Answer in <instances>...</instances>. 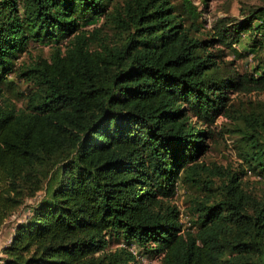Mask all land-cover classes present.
Returning <instances> with one entry per match:
<instances>
[{
  "label": "trees",
  "instance_id": "trees-1",
  "mask_svg": "<svg viewBox=\"0 0 264 264\" xmlns=\"http://www.w3.org/2000/svg\"><path fill=\"white\" fill-rule=\"evenodd\" d=\"M190 7L0 0V229L42 192L0 264H134L108 247L120 240L155 264H264V195L242 182L264 175V101L237 98L264 91V6L202 37ZM244 34H259L250 73L224 59ZM31 42L50 47L32 55ZM218 116L238 136L234 167L202 158ZM177 183L196 192L188 226Z\"/></svg>",
  "mask_w": 264,
  "mask_h": 264
},
{
  "label": "rangeland",
  "instance_id": "rangeland-1",
  "mask_svg": "<svg viewBox=\"0 0 264 264\" xmlns=\"http://www.w3.org/2000/svg\"><path fill=\"white\" fill-rule=\"evenodd\" d=\"M190 3V9L193 10L196 15L195 24L199 27V36H203V32L209 30L215 20L218 18H226V19H241L247 12V10L251 7L255 6H264V0H188ZM171 3L175 4V8L177 11L181 12V4L183 0H170ZM100 19L95 18L88 21H79L80 26L82 27H91L93 25L99 24ZM258 20L253 21V23H257ZM258 38L259 34L248 35L244 34L241 40L233 45L235 52H232L230 49H224V59L230 64V69H234L235 71L247 72L250 73L255 68V60L252 55L258 50ZM50 44H41L31 42L27 50L32 55L37 54V52H41L42 56H44ZM25 54L22 53L21 57H24ZM8 79L17 81L14 74H9ZM27 89L26 83H20L17 87V91L19 95L15 97L13 100L17 106H20L23 102L22 95H24ZM239 99H241V107L244 109H248L249 106L245 103L247 100L252 101H264V91L261 92H253L248 95H238ZM236 98V99H237ZM236 99L234 102H236ZM247 99V100H246ZM232 124L228 119L224 116H218L213 125L211 126L210 138L207 140L208 148L204 155L202 156L205 162H213L215 164H220L222 166L230 165L234 167L236 163L240 162V159L236 154V146L238 145V136L234 133H230L227 131L231 128ZM242 182L244 187L254 191L256 194L264 195V175H256V173H245L242 175ZM194 191L192 189L187 188L181 183H177L176 192L174 196L171 198V202L174 203L179 210V220L184 224V226H188V200L191 195H193ZM42 197V192L38 191L30 198L25 199L23 204L16 208L12 215L6 219V223L4 227L10 225L12 227L11 236L13 234V226L15 223H19L24 221L29 212V206L33 204L36 200ZM125 246L129 250H131L135 257L142 256L144 261H139L135 259L134 264H148L149 256L144 255L140 249L134 244H124L123 241H118L117 243L111 241L108 245L110 249L116 246Z\"/></svg>",
  "mask_w": 264,
  "mask_h": 264
},
{
  "label": "crops",
  "instance_id": "crops-1",
  "mask_svg": "<svg viewBox=\"0 0 264 264\" xmlns=\"http://www.w3.org/2000/svg\"><path fill=\"white\" fill-rule=\"evenodd\" d=\"M12 227L7 225L0 229V259L2 258V248L7 244L8 239L10 240ZM1 261V260H0Z\"/></svg>",
  "mask_w": 264,
  "mask_h": 264
},
{
  "label": "built area",
  "instance_id": "built-area-1",
  "mask_svg": "<svg viewBox=\"0 0 264 264\" xmlns=\"http://www.w3.org/2000/svg\"><path fill=\"white\" fill-rule=\"evenodd\" d=\"M10 240L8 239V241H7V244H8V242H9ZM131 251V250H130ZM132 252V251H131ZM133 253V252H132ZM133 255H134V253H133ZM135 256V255H134ZM135 259H138L139 261H144V259H143V257L142 256H138V257H135ZM156 263V259L155 258H151V259H149V261H148V264H155Z\"/></svg>",
  "mask_w": 264,
  "mask_h": 264
}]
</instances>
